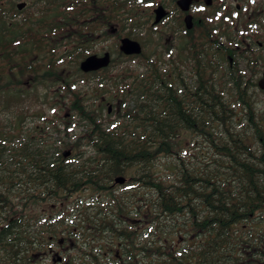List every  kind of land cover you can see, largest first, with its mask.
Returning a JSON list of instances; mask_svg holds the SVG:
<instances>
[{"label": "flooded vegetation", "instance_id": "flooded-vegetation-1", "mask_svg": "<svg viewBox=\"0 0 264 264\" xmlns=\"http://www.w3.org/2000/svg\"><path fill=\"white\" fill-rule=\"evenodd\" d=\"M179 1L149 2L162 6L166 14L154 25L155 38L152 40L151 33L142 44L144 51L150 46L144 52L146 56L153 55L154 49L162 53L165 66L171 64L169 53L184 60L185 77L156 80L161 95L165 96L168 83H173L177 96L194 100L198 34L211 32L214 36L203 40L204 47L211 46L209 49H222L226 38H233V55L226 56L216 69V75L225 76L239 65L240 47L254 49L253 44L258 42L249 35L240 37L245 23L252 20V7L246 8V3L255 0H189L186 9ZM152 6L147 8L151 23ZM186 17L191 20L190 27L186 26ZM127 60L134 61L132 57ZM133 63H125L129 65L125 77L89 79L98 86L109 85L98 87L109 93L100 96L98 106L102 111L95 118L93 130L82 118L84 111L67 109L46 111L42 120L60 130L55 136L61 138L53 142H36L34 134L31 141H25L23 126H0V264H264V225H228L230 228L222 233L236 239L237 245L230 249L224 244L225 252H216L218 231L209 216V201L196 193V188L202 187L196 181L197 174L192 175L193 189L188 195L150 188L147 153L139 157L133 152L140 138L147 140L149 80L135 76L144 64L142 69L130 71L137 66ZM14 82L19 85L18 73ZM83 82H77L78 89H84ZM59 89L58 85L49 92L56 94ZM3 114L10 112L0 111ZM17 119L13 116V121ZM0 121L10 123L11 119ZM28 121L31 126L35 120ZM66 126L72 140H65ZM184 131L197 132L191 123ZM90 133L93 140L88 138ZM36 146L53 148L47 157L50 166L45 170L55 164L63 174L39 171L44 168L38 169L35 164ZM65 151L69 153L63 154ZM191 156L197 160L195 152ZM154 171L160 176L158 180L164 183L165 179V185L177 179L175 174L159 173L155 166ZM166 194L172 197L167 199ZM151 195H157L162 203L158 225L149 222ZM168 201L169 211L165 209ZM22 228L30 231L25 245L20 242Z\"/></svg>", "mask_w": 264, "mask_h": 264}, {"label": "trees", "instance_id": "trees-1", "mask_svg": "<svg viewBox=\"0 0 264 264\" xmlns=\"http://www.w3.org/2000/svg\"><path fill=\"white\" fill-rule=\"evenodd\" d=\"M16 1L0 0V111L10 112L0 115V120L11 119L10 123L0 121V126L25 127L21 128V133H26V138L22 139L25 141H31L30 135L34 134L36 142H53L61 138L55 136L60 130L45 125L42 120L49 109L64 108L84 111L82 118L93 130L97 125L95 118L102 111L98 106L100 96L109 93L98 87L109 85L98 86L89 79L125 77L129 65H117V60L112 58L110 65L100 73H83L78 64L95 53L100 42L112 36L111 29L115 46L122 36L144 42L151 31L147 15L151 0H26L27 6L20 11L15 8ZM251 15L252 20L245 23L240 37L249 35L258 42L253 44L254 49L240 47L239 65L225 76L216 75V69L226 56L233 55V38L228 36L222 49L218 46L209 49L211 46L204 47L203 40L214 36L211 32L198 34L194 100L177 96L173 83H168L166 95H161L157 79L185 77L184 60L176 53H169V66H165L162 53L156 50L151 56L143 53L137 57V66L130 69L131 72L138 67L142 69L144 64L135 76L149 80L147 140H138L133 147L134 155L142 157L147 153L148 180L153 189L178 190L188 195L193 189L192 175H198L196 181L202 187H197L196 193L209 201V216L218 231L216 252L219 253L225 252L224 244L230 249L237 245L236 239L222 233L230 228L228 225H264L261 220H254L258 214H264V92L256 86L257 75L264 70V24L258 6L252 7ZM200 48H203L201 53ZM119 55L124 61L131 58L120 52ZM17 73L22 88L14 82ZM80 79L84 81L83 90L78 89ZM9 85L14 88L8 90ZM38 85L49 90L59 85L60 89L52 97H42L34 89ZM13 116L18 119L13 121ZM29 119L37 120L36 124L30 126ZM190 123L197 131L192 134L196 136L193 148L197 160L193 157L185 160L179 154L180 134ZM67 127L69 135L65 140H72ZM88 138L93 140V135L90 133ZM197 148L203 153L199 154ZM25 149L29 151L28 147ZM35 150V164L38 169L44 168L39 171L63 174L55 164L45 170L50 166L47 157L53 148L36 146ZM162 158L170 160L166 164L170 167L166 169L167 174H175L177 178L170 186L165 185V179L164 183L158 180L160 176L154 171L156 162ZM171 197L166 194L167 199ZM149 200L150 225H158L162 203L157 195H151ZM169 207L168 201L165 209L169 211ZM29 240V229L22 228L21 245L28 244Z\"/></svg>", "mask_w": 264, "mask_h": 264}, {"label": "rangeland", "instance_id": "rangeland-1", "mask_svg": "<svg viewBox=\"0 0 264 264\" xmlns=\"http://www.w3.org/2000/svg\"><path fill=\"white\" fill-rule=\"evenodd\" d=\"M188 2H189V0H187L184 3V6L185 7L187 6ZM250 6L251 7L258 6L260 8V12H261L262 16L264 15V0H255L254 3H250V2L249 3H246V8L247 7H250ZM263 20L264 19H262V21ZM149 23L151 24V20H149ZM170 24L172 26H175V23L174 22H172ZM190 26H191V21H189V27ZM150 29L152 30V35L151 36H152V40H153V38H155V34L154 33L156 32L157 28H155L154 26L153 27L150 26ZM166 30H168V29H166ZM110 31L113 32L112 29ZM164 32L167 33V31H164ZM139 41H141V40L139 39ZM114 42H115V38L114 37H112L108 41H102V42H100V44L98 45V47L95 48L97 50L95 53L101 54L104 51L103 49H101V47H102V48L110 51L111 56L117 60L115 62L117 65L125 64L127 62H128V64L129 63H133L134 61H132V60H125L124 61L123 59L120 58L121 56L119 55V52L116 51V50H118V45L115 46ZM148 50H150V46L145 47V51L147 52ZM133 66H136V62L133 63ZM262 72H264V70L261 71V72H259V74L257 75V78L260 77V75H261ZM21 83H19V85L17 87L22 88V85H20ZM13 88H14L13 85H9L8 86V90L13 89ZM29 89H30V92H34L31 88H29ZM34 89L42 97L43 96L52 97L53 95H56L54 91H52L53 94H51L49 92L48 87H45L43 85L35 86ZM257 90H258V88H257ZM49 110H51V109H49ZM55 110H57V109H55ZM36 121L37 120L34 121V124H36ZM68 131L70 132V128L68 129ZM195 139H196V136L192 135V133H189V132L184 131L182 134H180V143H179V146L181 147V150L179 151V154L185 160H187V158L192 157L191 154L195 152V149L193 148L196 145V143H194L195 142ZM196 151L199 154L200 153H203V150H201L200 148H197ZM68 153H69V151H65V154L66 155ZM169 161H170L169 159L166 160L165 158H162L161 160L158 161V163L156 162L155 169L157 171H159V173H162V174L167 173L168 171L166 169L167 168H170V167H167L166 164H168ZM254 220H255V222H257L258 220H262V222H264V214H258Z\"/></svg>", "mask_w": 264, "mask_h": 264}, {"label": "water", "instance_id": "water-1", "mask_svg": "<svg viewBox=\"0 0 264 264\" xmlns=\"http://www.w3.org/2000/svg\"><path fill=\"white\" fill-rule=\"evenodd\" d=\"M186 1L187 0L183 1V6ZM25 6H26L25 1L16 3V8L18 10L23 9ZM184 8L186 9L187 6L186 7L184 6ZM154 14L155 17L153 23H158L161 20V18L165 16L166 12L164 11L162 6H158L155 8ZM189 21H191L190 18L188 19V23H187L188 27H189ZM119 49L125 55L140 54L142 51V46L140 42L137 40L131 39L129 37H123L120 39ZM109 62H110V54L109 52L106 51L100 56L97 54L88 55L87 57H85L83 60L80 61L79 67L83 72H90L107 66ZM257 86L264 91V72L261 74L260 78L258 79Z\"/></svg>", "mask_w": 264, "mask_h": 264}, {"label": "bare ground", "instance_id": "bare-ground-1", "mask_svg": "<svg viewBox=\"0 0 264 264\" xmlns=\"http://www.w3.org/2000/svg\"><path fill=\"white\" fill-rule=\"evenodd\" d=\"M183 1H184V0H180L179 5L181 6L182 9H185L184 6H183ZM206 1H207V0H206ZM158 10H159V9H158ZM185 19H186V20H185V23H186V26H187V23H188V19H189V17H186ZM63 154H65V152H64Z\"/></svg>", "mask_w": 264, "mask_h": 264}]
</instances>
